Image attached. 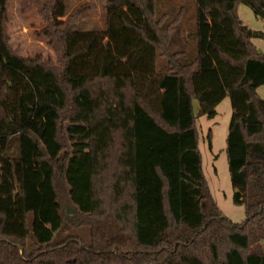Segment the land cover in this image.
<instances>
[{
    "label": "trees",
    "instance_id": "1",
    "mask_svg": "<svg viewBox=\"0 0 264 264\" xmlns=\"http://www.w3.org/2000/svg\"><path fill=\"white\" fill-rule=\"evenodd\" d=\"M10 1L0 0V264H264V54L253 43L264 34L237 12L264 20V0H195L194 57L171 49L183 10L159 15L156 0H107L104 31L63 21L66 0H25L57 63L14 49ZM226 98L241 224L219 209L198 147L194 103L214 119ZM66 221L89 241L57 239Z\"/></svg>",
    "mask_w": 264,
    "mask_h": 264
},
{
    "label": "rangeland",
    "instance_id": "2",
    "mask_svg": "<svg viewBox=\"0 0 264 264\" xmlns=\"http://www.w3.org/2000/svg\"><path fill=\"white\" fill-rule=\"evenodd\" d=\"M49 4L50 0H40ZM107 0H66L67 17H73V23L80 31H104L107 29ZM25 0H11L9 3L7 30L11 44L17 52L26 58L36 59L42 57L57 63V56L49 45L50 39L42 35L43 21L36 7L22 10ZM157 14L184 12L182 23L172 36L171 49L173 53L185 51L190 57L196 55V30L195 0H156ZM238 16L244 25L256 32L264 34V20L257 17L248 6H238ZM253 43L260 54H264V39H255ZM166 61L159 60L160 72L166 69ZM75 86L78 83H74ZM259 96L264 100V86L258 90ZM196 125L199 136L198 147L202 157V169L209 189L219 209L233 223L241 224L247 219L244 207L234 203V189L229 173L228 158L226 153L227 138L232 120V106L226 98L216 109L214 119L198 117V103H194ZM80 116L79 118H83ZM17 152V151H15ZM60 196L65 217L74 216L75 210L69 204L65 188L59 181ZM65 227L57 234V239L68 236H78L85 242L89 241V229H73L68 221Z\"/></svg>",
    "mask_w": 264,
    "mask_h": 264
},
{
    "label": "crops",
    "instance_id": "3",
    "mask_svg": "<svg viewBox=\"0 0 264 264\" xmlns=\"http://www.w3.org/2000/svg\"><path fill=\"white\" fill-rule=\"evenodd\" d=\"M10 3V2H9ZM9 7V6H8ZM8 11H9V9H8Z\"/></svg>",
    "mask_w": 264,
    "mask_h": 264
}]
</instances>
